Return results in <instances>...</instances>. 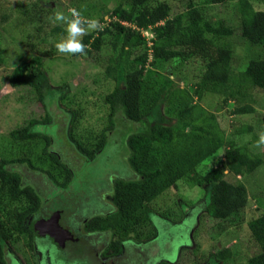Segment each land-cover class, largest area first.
I'll list each match as a JSON object with an SVG mask.
<instances>
[{
	"label": "trees",
	"instance_id": "obj_1",
	"mask_svg": "<svg viewBox=\"0 0 264 264\" xmlns=\"http://www.w3.org/2000/svg\"><path fill=\"white\" fill-rule=\"evenodd\" d=\"M79 1L70 3L78 9ZM151 1L119 0L106 25L85 30L81 38L83 51L92 52L90 43L111 49L101 60L105 59V75L114 87L105 96L110 108L108 124L95 146L89 147L76 138L73 127L69 131L76 151L86 160L112 145L113 134L120 135L121 142L116 146L127 159L130 175L119 176L113 182L115 209L88 224L92 229L109 228L121 237L136 233L139 225L149 222L153 212L150 203L168 189L177 188L180 180L194 181L206 189V211L211 217L233 218L248 196L246 185L237 176L249 174L264 163L258 143L264 133V114L255 124H238L229 123L228 115L254 113L252 104L217 112V104L227 108L242 86L264 88V0H260L263 8H257L252 0H240L239 33L263 51L240 71H232L234 25L207 17L204 6L192 0L173 16L168 1ZM205 1L222 4L229 0ZM39 25L37 29L42 30L43 20ZM62 30L56 25L50 33ZM45 38L41 34L38 42L27 39V58L14 66L7 79L10 87H30L35 97L47 105L66 100L74 83L65 82L58 88L50 84L37 46ZM194 59L203 62L202 73L194 83L187 79L185 87L181 86V66ZM3 64L0 48V67ZM208 94L222 98L216 105L205 104ZM72 116L74 124L77 113ZM47 119L46 113L43 119L33 118L11 130L0 149V264H7L6 243H14L28 232L27 222L42 204L41 193L25 182L20 166L44 172L59 188L69 186L74 176L71 166L49 150L48 131L35 129ZM228 123L229 132L225 127ZM245 134L250 140L239 141ZM222 150L224 155L219 153ZM87 163L92 164V160ZM201 165L207 167L204 172L198 169ZM247 226L254 246L247 262L264 264V211ZM215 255L239 260L229 249Z\"/></svg>",
	"mask_w": 264,
	"mask_h": 264
},
{
	"label": "rangeland",
	"instance_id": "obj_2",
	"mask_svg": "<svg viewBox=\"0 0 264 264\" xmlns=\"http://www.w3.org/2000/svg\"><path fill=\"white\" fill-rule=\"evenodd\" d=\"M158 1L163 0H152L151 3ZM166 1L172 6L171 15L173 16L186 8L190 0ZM192 1L204 6L207 17L223 19L234 25L236 31L231 37L232 71L244 69L251 59L258 58L263 53L262 49L249 44L239 33L240 0H229L222 4H208L205 0ZM252 1L257 8H263L260 0ZM118 2L119 0H82L79 1L77 9L70 3V0H0V48L4 58V64L0 67V149L7 142L8 133L11 130L27 124L33 118L43 119L47 113L49 119L46 121L48 122L36 125L35 129L42 131L45 128L48 131L51 138L49 150L57 153L66 161L71 166L74 175L69 186L59 188L44 172L30 170L24 165L20 166L25 182L33 184L41 193L43 203L29 224L30 233L21 234L14 243H6V255L10 261L15 259L20 264H33V257L42 259L43 252L35 248L37 236L41 231L40 228L46 224L44 214H49L54 210L57 211L56 221L58 223L59 218L60 222H68L74 213L76 214L74 220L79 221V229L85 233L89 232L88 223L94 216L81 219L78 212L104 211L110 205L112 206L110 191L113 182L119 176L130 175L127 159L116 146L121 142L117 132L112 136V145L102 150L99 157L96 155V159L88 160L76 151L69 135L73 127L74 136L92 147L99 141L100 132L108 124L110 108L105 102V96L113 89L114 82L105 75L106 62L105 59H101L109 55L111 49L106 45L96 48L94 47L96 45L90 43L88 47L92 48L91 53L83 51L66 54L58 53L54 46L66 35L65 23L54 20V14L57 11L71 18L69 9H76L80 13L82 27L87 30V24H84L92 19L98 22L99 27L106 25L112 18V11ZM49 4H51L50 8ZM40 20H43L42 30L37 29L40 26ZM56 25H60L63 30L51 34V29ZM147 32L145 31V34L150 37ZM41 34L46 35V40L37 45L38 53L43 56L42 66L50 84L58 88L65 82L74 83L66 100L54 101L47 105L35 97L30 87H10L7 79V75L11 73L14 66L27 58V39L38 42ZM202 69L203 62L200 59L185 63L181 66L180 85L185 87L187 79H190L188 83H194L198 80ZM221 98V96L208 94L203 102L213 106ZM246 103L252 104L255 112L230 113L227 120L231 121L229 123L255 124L258 122L259 117L264 114V88L251 85L242 86L237 99L230 101L227 108H222L217 104V112L226 109L230 111ZM74 112L77 113V117L73 124L72 114ZM229 123L228 128L227 124L225 126L228 132L231 130ZM238 140L248 142L250 135H241ZM260 148H262L261 154L264 158V144H260ZM260 148L256 149L260 151ZM219 153L224 155L223 150ZM214 157L217 158L218 155L215 153ZM91 160L92 164L87 163ZM198 169L204 172L207 167L201 165ZM237 179L246 185L248 196L244 207L231 219L211 217L206 211V197L208 196L206 189L188 180H180L177 188L168 189L150 203L152 213L156 217L162 216L171 224H179L187 219L186 223L190 225V229L186 247L197 254V259H203L202 262L214 255L213 251L229 249L242 261L237 262L234 258H230L227 261L214 260V264H246L245 259L254 251L248 222L264 211V163L249 174L238 175ZM188 215L192 217L186 218ZM93 240L95 244H92V249H90L91 245H81L80 251L74 254L75 257L91 256L92 250L96 251L99 247L98 241ZM186 247L181 251L187 249ZM45 250V256L48 259H62L55 250ZM128 262L131 263L130 260Z\"/></svg>",
	"mask_w": 264,
	"mask_h": 264
},
{
	"label": "flooded vegetation",
	"instance_id": "obj_3",
	"mask_svg": "<svg viewBox=\"0 0 264 264\" xmlns=\"http://www.w3.org/2000/svg\"><path fill=\"white\" fill-rule=\"evenodd\" d=\"M114 209L113 205H110L104 211L78 212V216L81 219L97 217L98 215L105 216ZM191 211H189L190 214L193 213ZM56 212L54 210L49 214H44L43 218H45L46 224L40 228L41 231L38 233L35 245V248L43 252V256L42 259L33 257V264H214V260H229L216 257L215 254L221 250L213 251L215 256H209L205 262H202L203 259H197V254L189 251L186 247L189 241L188 230L190 229V225L186 223L187 219L183 221L185 223L171 224L164 220L162 216L156 217L152 213L149 222L139 225L140 229L136 233L131 232L127 236L121 237L109 228L92 229L90 225L89 232L85 233V231L79 229V221L74 220L76 216L74 213H72V217L68 222H60L59 218L58 223ZM189 212L187 211V213ZM190 217L192 216H186V218ZM33 219L34 215L27 222L29 233V224ZM74 227L75 229H72ZM93 239L98 241V249L96 251L92 250L91 256L75 257L74 254L80 251L81 245H91L90 249H92V244H95ZM112 243L116 244L115 247L111 246ZM184 247L187 249L181 251ZM45 249L55 250L59 258L62 259H48L45 256ZM129 260L131 263L128 262ZM239 260L242 261V259ZM245 260L248 264L247 259ZM6 261L7 264H20L15 259L10 261L7 258Z\"/></svg>",
	"mask_w": 264,
	"mask_h": 264
},
{
	"label": "clouds",
	"instance_id": "obj_4",
	"mask_svg": "<svg viewBox=\"0 0 264 264\" xmlns=\"http://www.w3.org/2000/svg\"><path fill=\"white\" fill-rule=\"evenodd\" d=\"M69 12L71 13V18L64 15V13L60 11H57L54 14L55 21L65 23L66 34L65 37L61 40H58L54 46L58 53H82L84 45L81 42V36L85 30L82 27L80 13L74 8L69 9ZM98 27V22L95 19L89 20L87 22V29L90 31L95 30ZM258 143L264 144V133L260 134Z\"/></svg>",
	"mask_w": 264,
	"mask_h": 264
}]
</instances>
